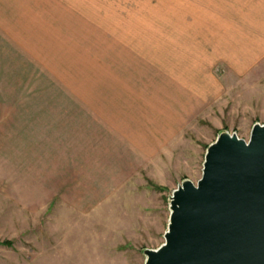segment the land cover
I'll return each instance as SVG.
<instances>
[{
  "label": "rangeland",
  "instance_id": "374dc122",
  "mask_svg": "<svg viewBox=\"0 0 264 264\" xmlns=\"http://www.w3.org/2000/svg\"><path fill=\"white\" fill-rule=\"evenodd\" d=\"M256 123L264 0H0V264H146Z\"/></svg>",
  "mask_w": 264,
  "mask_h": 264
},
{
  "label": "water",
  "instance_id": "95a60500",
  "mask_svg": "<svg viewBox=\"0 0 264 264\" xmlns=\"http://www.w3.org/2000/svg\"><path fill=\"white\" fill-rule=\"evenodd\" d=\"M144 252L146 264H264V124L248 141L220 133L198 182L174 190L165 242Z\"/></svg>",
  "mask_w": 264,
  "mask_h": 264
}]
</instances>
